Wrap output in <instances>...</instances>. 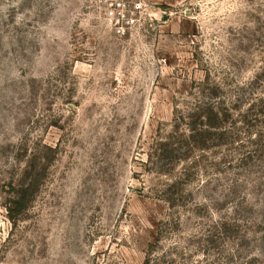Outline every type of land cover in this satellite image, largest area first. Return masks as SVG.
<instances>
[{
	"label": "rangeland",
	"instance_id": "obj_1",
	"mask_svg": "<svg viewBox=\"0 0 264 264\" xmlns=\"http://www.w3.org/2000/svg\"><path fill=\"white\" fill-rule=\"evenodd\" d=\"M146 2L0 0V264H264V0Z\"/></svg>",
	"mask_w": 264,
	"mask_h": 264
},
{
	"label": "built area",
	"instance_id": "obj_2",
	"mask_svg": "<svg viewBox=\"0 0 264 264\" xmlns=\"http://www.w3.org/2000/svg\"><path fill=\"white\" fill-rule=\"evenodd\" d=\"M103 20L120 39L152 21L146 0H96Z\"/></svg>",
	"mask_w": 264,
	"mask_h": 264
},
{
	"label": "trees",
	"instance_id": "obj_3",
	"mask_svg": "<svg viewBox=\"0 0 264 264\" xmlns=\"http://www.w3.org/2000/svg\"><path fill=\"white\" fill-rule=\"evenodd\" d=\"M21 200H22V198H18L17 197V199L13 201L12 204H13V206H14L15 209L20 207ZM9 211H12V209L9 208ZM145 264H149V261L147 260Z\"/></svg>",
	"mask_w": 264,
	"mask_h": 264
}]
</instances>
